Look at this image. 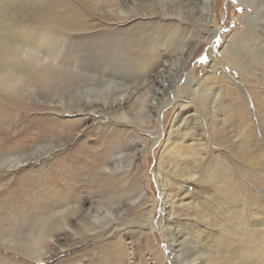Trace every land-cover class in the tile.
Segmentation results:
<instances>
[{
  "label": "rangeland",
  "instance_id": "1",
  "mask_svg": "<svg viewBox=\"0 0 264 264\" xmlns=\"http://www.w3.org/2000/svg\"><path fill=\"white\" fill-rule=\"evenodd\" d=\"M23 1L0 0V10L6 9L1 14L10 22L4 26L8 39H0V50L22 51L30 46L56 57L60 70L72 66L76 74L64 83L58 78L55 87L32 75L16 93L0 89V264H186L199 257L201 262L191 264H264V109H260L264 107V0H214L213 25H209L210 0H199L198 23L184 32V46L209 33L217 31V36L211 44L193 46L184 74L177 63L183 46L172 43L178 24L168 14L182 0ZM108 53L122 58L115 71L131 69L121 79L112 78L115 87L106 85L111 75L94 64ZM169 64L171 70L163 72ZM148 78L156 81L150 99L167 102L155 124L162 131L159 141L150 137L155 129L147 119L146 124L130 123L106 114L91 117L87 111V116L77 117L84 114L81 106L101 107L92 101L100 97L116 107L114 98L132 93L141 81L137 90L142 91ZM195 84L197 95L192 90ZM68 103L77 111L72 120L86 117L76 132L62 126L60 115L48 112L51 107L67 108ZM126 103L132 105V98ZM132 110L138 113L139 103ZM42 119L44 131L31 137ZM72 131L74 141H69L72 136L64 139ZM115 132L126 142L112 176L98 181L89 172L91 158L69 157L84 141L106 142ZM98 146L89 143L91 156L102 163L107 158L112 161V147ZM39 148L46 153L35 151ZM9 154L24 158V163L3 164ZM66 162L72 173L79 174L84 195L107 185L109 179L124 181L123 188L138 185L136 195L141 197L120 207L115 223L119 228L106 244L104 238L59 231L58 223L43 218L47 215L42 195L57 203L76 193L59 171ZM82 164L85 168L80 171ZM161 170L168 175L165 187ZM165 200L171 205L167 217L178 224L175 237H167L159 222ZM36 204V210L30 209ZM35 213L49 228L44 243L48 245L53 237L52 248L40 261L20 248L21 239L16 245L3 242L35 221ZM72 227L78 229L73 221Z\"/></svg>",
  "mask_w": 264,
  "mask_h": 264
},
{
  "label": "bare ground",
  "instance_id": "2",
  "mask_svg": "<svg viewBox=\"0 0 264 264\" xmlns=\"http://www.w3.org/2000/svg\"><path fill=\"white\" fill-rule=\"evenodd\" d=\"M9 1H11L10 3L13 2V0H9ZM19 1L20 0H17V2ZM24 1H28V0H24ZM38 1H41V0H38ZM42 1H44L45 3H48L46 0H42ZM198 2L199 0H182L180 3H178L179 6L177 8H175L173 11H170L168 13L169 16L173 17L170 20H174L175 22L177 21V24H178L177 25L178 28L176 29L172 37L173 39L172 43L174 44V46H179V48L183 46L182 53L178 56L179 58L177 59V63L179 65L178 67L180 68L181 74H184L186 71L188 62L193 54V46L200 42H206V43L211 44L214 38L217 36V31L213 33H209L205 36H201L203 38H200L199 40H195V43H194V40L191 42L189 40L188 45L184 46V44L186 43L184 42V38H183V35L186 33L185 31L190 30L189 28L191 26H194L193 25L194 23L196 24L198 23L197 12H196V10L199 9ZM210 3H211V8L208 11H209V15H211L209 18L212 21L214 18V9H213L214 0H210ZM2 11L0 10V39H2L5 42L8 38L5 35L4 26H7L8 24L10 25V22L7 18L2 16L1 14ZM210 24L213 25L214 24L213 21L209 23V25ZM40 48L43 49V46H40ZM20 50L21 49H16L13 51L12 48H8V47H5L0 50V89L8 91V92L16 93L17 90L25 86V83H27V81L32 79V75H35L36 77H38L39 80L44 85H47V86L50 85L53 87H55L58 78L59 80H62L63 83H64V80H69V81L74 80L73 75H75L76 72L72 70L73 67L70 66L69 70H66V68L65 70L64 69L60 70L61 67H59L58 65H60L61 62H59L56 57L49 55V53L47 52L41 53L40 50H36L35 48L33 49L30 46L25 47V49L22 51ZM178 50H181V49H178ZM121 62H123L122 58L115 56L114 53H108V54L101 55L100 58H98L97 61L94 62L95 66L100 68V70L103 71L105 75H107V73L111 75L110 77L111 80L110 81L108 80L109 82L106 85L115 87L118 84L116 82L112 83V78L114 80H118L119 77L121 79V77H125L126 75H129L131 73V69H127L126 71L120 72V73H119V70L118 71L116 70L118 73L115 71L114 68L117 67V65H120ZM81 65L82 63L80 65L78 64V67H82ZM61 66L64 68L63 65ZM109 67H113V69H110ZM162 70L163 72L167 70L170 71L171 70L170 64L168 66L167 65L164 66ZM54 72H55V76L54 75L51 76L52 73ZM159 75L160 73L156 75V78ZM145 76L144 78H146ZM51 77H54V79L51 80ZM95 77H97V75ZM187 78L188 80L191 79L192 81H194L193 77H187ZM96 79L98 80L99 78L97 77ZM151 82L152 81H150V78H148L144 80V82L141 84L142 91L138 92L137 87H139V84H140L138 83L135 86L136 90L134 89L135 91H133L132 93H130L131 91L126 92L125 94L119 95L117 98H114L116 100L115 101L116 104H118L116 105V107H111L110 104L112 103L108 102V99L105 97L104 98L100 97L97 100L89 99L95 103L101 104V107L97 105L81 106L82 108H80L81 109L80 111L84 112V114L77 115V117H81L83 115L87 116L88 115L86 113L87 111V112H90L91 117H94V116L102 117V114H106V115L113 116L118 121H127L130 123H135L136 121H139L140 123L144 122V124H146L147 122L145 123V120L147 119L149 123L152 125L151 129L152 130L155 129L153 130L154 131L153 133H150L151 135L150 137H152L154 141H159L160 138L162 137V131L159 129H156L155 124L157 123L156 121H158V118L161 116L163 109L167 105V102L165 101L164 98H162L159 101L155 99H150V92L155 91L152 86L154 85V82L156 81L153 80L150 86ZM104 83L106 82L104 81ZM192 88H193L192 90L194 91L193 94L197 95L198 90H199V85L195 84ZM105 90L106 89H104L103 92H105ZM130 98H132L133 100L132 105L127 106L128 103L123 104ZM186 100H188V97H186ZM257 100L259 101L258 98ZM72 102L73 101H71V103ZM71 103L70 104L68 103L69 105L67 107L68 109L51 107V108H48V112L50 114L53 113L54 115H57V114L60 115L62 120L65 121L61 123L62 126L63 125L71 126L73 127V130L76 132V130L80 128V125L86 122V119H85L86 117L80 118L78 120H72V118L74 117L73 115L77 111L73 109L74 107L71 106L72 105ZM138 103H139L138 113L132 112L133 111L132 107L135 104L137 105ZM187 103H190V102H187ZM206 104H207L206 101L202 102V105L206 106ZM261 104H264V101ZM149 108H152L153 111H150ZM260 109L262 110L264 109V107L263 108L260 107ZM66 113L68 114V116L64 117ZM56 122H59L57 118H56ZM42 123H44L43 119L38 123L40 124V128L39 127L38 129L36 127L32 128V132L34 133L31 135V137L35 136L36 133H40L44 131V127H42L43 126ZM149 126L150 125L146 127L148 131L150 130ZM63 133L61 132V136H64L62 135ZM119 135L120 134H118L117 132L113 133V135L109 137L106 142L105 140L104 142H101L99 139H88L84 141L81 145H79L78 150L75 154L73 155L70 154L69 157L70 158L73 157L72 159H74L75 157H77V155L82 154L80 158L84 159L85 161L87 158H91V161L89 163V166H90L89 172H92L91 175L94 176L98 181L103 180L104 178H106V175L112 176L113 174L112 171L114 167L116 166V164L118 163L117 157L120 156L119 154L122 152V148L124 144L123 142H126ZM75 136L76 134L72 131V135L65 137V138L62 137V138L67 139L71 137L69 141L73 142ZM28 139H30V137H28ZM92 142L99 144V146L97 147L98 149L102 147H112L113 157H114L113 160L111 161L109 160V158H107L105 162L102 163L100 160L95 158V154H92L93 156H91V149L89 148V143H92ZM127 143H129L128 140H127ZM35 151H38V152L44 151V153H46V149H43V148H39V150H35ZM9 155L11 157L9 156V159L6 158L5 159L6 161L5 163L3 162V164L7 163L11 165L14 163H19V164L24 163V158L22 157L20 158V156L12 157L11 154ZM11 167H14V166H11ZM60 167H62V169L59 171L61 175L63 176V182L65 181L70 186L73 185L72 187L73 189H76V193L73 197H64L62 198V200L56 201L57 203H55L54 200H50L49 199L50 197L48 198L49 195L47 196L42 195V197H45V200L44 202L41 203V205L45 207L43 209H45L44 211L47 215V217L44 215L43 218L46 221H48V223L52 221L58 223L59 231L62 230L63 232L69 233L76 237L82 236L83 234H88L97 239L104 238L106 240L104 241L102 239L101 240L103 241L104 244H106L107 243L106 241H109V238L119 228V226H115L116 225L115 223L119 219V214L121 210L120 207L123 206L124 204L126 205L135 204L141 197V196L137 197L136 195V193H138V185L135 183H130L125 188H123L124 181L123 183H121L120 181L111 182L110 181L111 179H109L108 181H105L107 182V185L102 186V184H100V187H97L96 190H93L94 191L93 193L84 195L83 186L80 184L81 180L80 178H78L79 174L72 173V168H70L67 165V162L63 163L62 166ZM84 168L85 166L82 164V170L80 171H83ZM160 173H161L160 176H161L162 186L165 187L164 181L167 180L168 175L166 174V172H164V170H161ZM80 175L82 176V174ZM69 177H72V179L69 181H66V179ZM53 191L55 192V194L59 192V190H53ZM95 197H98V199H96ZM23 199L21 202H23ZM21 202L18 201L17 204L20 205ZM87 204L92 205V207L91 206L89 207L91 209H88V210L85 209ZM31 207L30 209L36 210L38 206L36 204ZM26 208H27L26 205L23 207H20L21 213L19 212V214L22 215L23 214L22 212L25 211ZM163 208H164V212H162L163 214H161L162 216L160 217L159 222L160 224H162L164 228V232L167 237L168 236L175 237V232H176L175 230L178 224H177V221L174 220L171 216L167 217V214H169V212L171 211L170 209L171 205L169 204L168 200H165L163 202ZM149 215L150 213L148 214L146 218L147 221L149 219L148 218ZM34 218H35V221L28 222L25 225H22L21 227L22 231L20 230L14 231L12 238L8 240H3V242L6 244L16 245L15 244L16 241L21 239V241H19L20 248H22L27 253L36 257L35 258L36 260L40 261L41 259H43V256H44L43 254L48 253V251L52 248L53 244L51 246V243L53 241V237H51V239L49 240L50 243L46 245L44 243V237L46 236L44 233L49 228H47V226L43 224L44 220H41V221L38 220L36 213L34 215ZM21 219L23 220V217H21ZM72 221L73 223L77 224L78 229L72 227ZM5 225H7L6 222H5ZM139 227L145 228L146 226L139 225ZM1 229L4 230L3 228ZM151 229H153V226H151ZM27 230H29L31 233H28ZM169 241L172 242V240H169ZM175 242L176 241L174 240L173 244ZM212 255H214V253H212L211 256ZM200 258L201 257L195 258L190 261H186V264H191L195 261L201 262Z\"/></svg>",
  "mask_w": 264,
  "mask_h": 264
}]
</instances>
